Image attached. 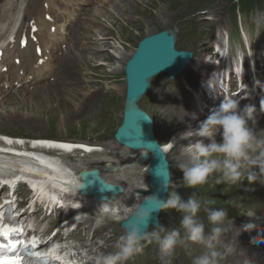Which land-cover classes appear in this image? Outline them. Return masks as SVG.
I'll return each mask as SVG.
<instances>
[{
    "label": "rangeland",
    "instance_id": "374dc122",
    "mask_svg": "<svg viewBox=\"0 0 264 264\" xmlns=\"http://www.w3.org/2000/svg\"><path fill=\"white\" fill-rule=\"evenodd\" d=\"M119 1L124 2V0H109L104 5L107 8H116V4ZM150 1V8L147 7V9H137L132 0L130 2L126 1V3H123V5L125 4L123 8L116 9L118 10L117 13L119 16L113 10L108 11L105 7L102 8L96 3L89 7V12L92 9H99L100 15H104L101 18L95 15V19L98 17L97 21L102 23V25L95 23L92 26L90 23L89 25L93 28L92 30H95L93 32L91 29L85 30L84 26H81V21L77 22L71 29L73 35L77 30L81 33L88 31L89 37H86L84 39L85 41H82L81 38H75L72 35L70 37L71 40L75 38L72 46L76 48L88 46L90 43H93L89 41L90 39L93 40V38L100 39L101 45L99 48L94 47V54L92 55L82 51L83 56L78 60L75 58L66 60L71 65L68 69H65L63 64H61L62 57L60 53L57 64L61 65L58 69L63 72L59 76L60 79L48 83L50 87L47 88L48 90L55 91H48V94H57L60 92L64 94L67 91L66 89L69 87L72 88L75 93L72 96L73 102L66 101L60 97L57 99L52 97L50 98V102L47 103L46 101H41L38 93H35L33 90L28 91L29 93L27 91L19 92L24 97L16 96L2 101L4 102L3 112L7 115H11L12 111H20L24 114L29 113L31 116L34 115L33 117L23 119L21 118L22 116H19L17 117L18 120L15 121L5 122L4 120V124L11 127V129L16 126V130L12 131V134H9V136H17L23 139L36 138L30 134L42 132V124L45 125L43 132L49 134L51 136L50 139H55L52 135L58 133L61 120L64 126L62 132L66 139L81 142L82 140H87L93 144L101 145L103 152H107L106 154L95 152L97 155H84V153L80 152L69 154L68 158L78 166L76 170L84 166L90 167L94 163L98 164L100 160L110 161L117 168H119L118 163H121L124 170L119 169L115 173L106 174L108 178L105 177L110 180L109 183L119 184L125 190H135L138 193L139 189L143 190L141 188L147 186L146 169L144 167H133L132 163L128 160L129 153L114 141V134L122 120L125 101L124 66L134 52L138 42L146 36L166 30L170 34H175L176 50L192 51L195 57L196 63L191 64L188 73L185 75L181 73L183 77L180 74L174 81H168L165 75L153 77L150 81L148 92L136 103L139 109L152 118L154 122L153 134L159 146L165 143L166 140L171 146L173 143L168 131L178 125L172 122V117L178 118L177 109L173 105L172 100L177 97L179 93L177 89H179L181 84L185 88L187 84L185 80H190V84L194 82V80L190 79V76L194 75V72H197V70L198 72L201 70L204 72L206 70L202 64V60L199 58L200 51L207 49L213 36L216 34L221 36L225 32L229 34L233 44L239 43L240 45L241 30L247 36L249 35L251 37L256 35L258 30L264 32L261 28L263 27L262 12L254 10L244 16H241L242 14L236 15V22L231 21L233 17L229 11V6L232 1L237 2L238 0ZM128 9H133L134 12L130 13ZM105 19L109 20L108 23L103 22ZM65 50L62 47V51L66 52ZM84 66L91 74L84 69ZM66 74H68V77H72V81H68L69 83L67 81L66 83L63 82L66 79ZM62 77L63 79H61ZM40 85L43 86L44 84ZM91 90L94 92L93 95L88 98L84 96L86 91L89 93ZM11 95H15V92L11 93ZM28 99L30 100L27 103ZM74 103H79L80 108L76 109ZM5 119L8 120L9 117ZM30 121H37L41 124H31ZM186 124L188 125V129H190L189 122ZM216 138L217 142H220L219 135ZM108 153L112 155L110 156ZM177 155L178 153L175 152L165 154L169 167L170 180L172 184L176 185L175 190L182 198H187L191 192H196L198 196L208 200L210 206L226 209L228 211V218L231 220H227L223 227L229 229V226L233 225L232 221L236 222L244 218V215L249 210L255 211L256 215H264V170L255 169V181H249L245 176L242 181L235 184L225 182L219 177V174H213L206 184L190 189L182 183L183 173L177 165L185 161H180ZM144 169L145 171H143ZM138 172H141V174L136 176L134 173ZM218 180L219 182H217ZM167 195L165 198H167ZM52 215L56 216L54 213ZM200 216L204 218L205 230L208 231L212 226L208 224L206 214L201 212ZM102 218L94 216L92 219L102 220ZM115 219L106 218L105 223H110L111 225L100 227L97 233L99 236L91 241L92 243L97 242L100 245L107 242L106 245H108V248H106V252L116 251V244L119 237L124 234L120 226L121 223H117ZM159 220V225L167 229H180V215L174 209L161 211ZM93 222L95 225L99 224L96 221ZM115 234L117 237L110 238V236H114ZM103 235H108V237L103 238ZM153 245V240L145 241L141 253L149 252ZM184 246H179L178 250L182 251ZM164 253L160 259L158 256L156 258L162 261L163 264H192L193 257L197 256V254L192 253H185L186 255L181 253L164 255ZM182 257L184 258L183 260ZM140 260L142 264H148L147 256H144ZM150 264H153V262L151 261ZM155 264L158 263L155 261Z\"/></svg>",
    "mask_w": 264,
    "mask_h": 264
},
{
    "label": "bare ground",
    "instance_id": "6f19581e",
    "mask_svg": "<svg viewBox=\"0 0 264 264\" xmlns=\"http://www.w3.org/2000/svg\"><path fill=\"white\" fill-rule=\"evenodd\" d=\"M7 1H11L12 3H14L16 0H7ZM126 1L130 2L131 0H124V2L119 1L116 4L117 5L116 8L105 7V5L109 2V0H101V1L97 0L94 3L101 6L102 8L105 7L106 10H108V11L113 10L115 12V14L118 15V13H117L118 10H116V9L123 8L125 6V4L123 5V3H126ZM132 1H133V4L136 5L137 9H139V8L147 9V7L150 8V5H151L150 0H148V1L147 0H132ZM46 8L48 10L47 15L49 16L50 15L49 10L52 8V5L49 3H46ZM42 9H44V8H42ZM88 9L89 8H87L85 14L81 18V26H84L85 30L86 29L92 30L93 28L89 25L90 23L92 26L95 23L102 25V23L97 21L98 17H97V19H95V15H98L99 18L104 17V15L103 16L100 15L101 13L99 12V9H92L91 12H89ZM10 10H12V9L10 8L9 11H7V12L10 15H12V13L14 11H10ZM128 11L130 13L134 12L133 9H128ZM28 13L31 15L29 20L34 21L36 27L39 30L44 28V31H45L47 28V31L43 32L42 37L49 34L47 36V38L50 40L53 48H55L57 50V43L59 41H61L63 44L66 45L65 46L66 52H63V51L61 52L62 61L65 60L63 63L61 61V64H63V67L65 69H68V67L71 66L67 62L71 58L72 59L75 58L78 60L79 58H81L83 56L82 51H85L86 53H89L92 55V54H94V47L99 48V46L101 45L100 39L93 38V40L92 39L89 40V41H92L93 43H90L88 46L86 45V46H82L80 48H78V47L76 48V47L72 46L74 39L75 38H81L82 41H85L84 39L86 37H89L88 31L81 33L79 30H77V32L74 35L72 32L71 35H73L75 38L73 40H71V39L64 37L63 31L60 27H58V29L55 28L54 31L51 32V28H54L55 26L53 24H50V23H48V26H46V24L44 23V21L41 18L42 11L40 8H35V9H33V11L31 13L30 12H28ZM139 16H141V15H139ZM0 20H3V19H0ZM121 20H123V19L121 18ZM108 21L109 20L105 19V21H103V22L108 23ZM11 22H12V20H10V22L8 24L9 26H10ZM121 22H123V21H121ZM1 23H2V21L0 22V25H1ZM122 24L124 25V23H122ZM104 26H106V24H104ZM7 31H8V28L5 30H2L1 26H0V42L3 38V34L6 33ZM92 31L94 32L95 30H92ZM61 34H63V35L61 36ZM82 41H80V42H82ZM46 45L47 44L44 43L43 47H42V55L41 56L43 57V59H45L42 66H40V67L34 66V60H36V59L31 54H29L25 49H22V50H18L17 55L15 56V57L19 58V64H20L19 71L17 70L16 65L10 64V60L8 61L9 63L6 66H4L6 68V71L5 72L0 71V128H1L0 133L11 135L12 131L16 130L15 129L16 126H14L11 129V127H8L6 124H4V120H5V122H8V121L18 120L17 117H19V116H22L21 117L22 119L34 116L33 114H32L33 116H31V114H29V113L24 114L20 111H12L11 115H7L5 112H3L4 102H2V101L6 100V99L9 100V99L14 98L16 96L24 97L22 94H19V92H21V91L26 92L25 90L18 89L15 91V95H11V93L6 94V89L11 88V87L13 88L14 84L18 85L20 88H22V87L26 86L27 80H29V78L30 79L33 78L35 80H37L39 78L44 79V78H47L48 76L51 77L54 73L58 72L57 70H60L58 68H60L61 65L57 64V61L59 60V58L57 57L58 58V59L56 58L57 61L54 60L52 62V60L49 58L50 56H49L48 50L46 48ZM0 48H2V47L0 46ZM27 48L29 49L28 51H30L32 49L29 46H27ZM4 50L9 51L8 49H4ZM56 54H57V51H56L55 55ZM85 55H87V54H85ZM86 57L88 58V56H86ZM94 61H96V60H94ZM194 63H196L195 59L192 61L191 64H194ZM191 64L187 67L186 71L183 73L184 75L189 72ZM7 66H10V67H7ZM84 69L87 70L91 74V72L88 69H86V67ZM64 71H66V70H64ZM14 72H16V73H14ZM197 73H198V70H197V72H194V75H196ZM60 74H61V72H60ZM194 75H192V76H194ZM192 76H190V77H192ZM181 77H183V75ZM66 81L70 82V81H72V78L67 77L66 79L63 80L64 83H66ZM176 81H178V80H176ZM5 86L7 88H5ZM48 87H50L49 84H44L43 86H41V85L37 86L36 88H34L32 90L35 91V93H38L39 99L41 101H46L47 103L50 102V98H52V97L53 98L55 97L56 99L58 97H60L66 101H72L73 102L72 96H74L75 93L72 90V88L69 87L68 89H66L67 91H65L64 94H62L60 91H59L60 93L56 92L57 94H54V93L48 94L47 93L48 91L55 92L54 90H48L47 89ZM179 90L180 91H179L177 97L173 98V100H172L173 105L176 106L177 114H178V118L172 117V122L177 123L178 125L174 128H171L170 131H168L171 135L170 137H171L172 143L174 145L172 144L170 146L169 142L166 140V142L163 143L161 146H162V149H163L165 154H167L168 152L169 153L175 152V153H178L177 158L180 161H186L188 158L186 145H188L191 141H190V138L185 137L183 134L188 132V131H195L196 129H198L199 124L202 121H204V117L201 114H198V115L193 114L194 116L192 118H194V122L189 124L190 129H188V125L186 123H187V120L190 118L189 116L192 115L190 112H188V104L190 106L191 101L187 100L186 93L182 88H180ZM93 94H94V92L92 90L89 93H88V91H86L84 93V96H87V98H88L89 96H91ZM29 100L30 99L27 100V103ZM32 101H34V100H32ZM21 102L24 103L23 100H21ZM35 104H37V103H35ZM74 106L76 109L80 108L79 103H74ZM7 117H9L8 120L5 119ZM30 122H31V124H41L40 122H37V121H30ZM35 126H38V125H35ZM44 127H45V125L41 124V131L42 132L33 133L30 135L38 138V140L47 139L48 141H50V142H41V144L43 146L49 145L52 147L51 148L52 153H48V154L52 155L56 151H58L59 156L61 158H57L56 156H50V155H48L49 157H46V158L45 157L44 158L36 157L35 160L33 159V161H38V163L37 162L33 163V161H30V160L26 159L25 157H22V156L27 155V153L22 152V149L20 150L19 148H17L18 146L14 142H11L10 140H6V141L0 140V149H2L4 151L3 154L8 155L9 152L11 150H14V149L17 150V153H19V155L22 154V156H19V157L9 156L10 154L8 156L3 155V154L0 155V158H1L0 159V167H6L7 168L6 171L4 172V174L2 175V177H4L7 181H12V180L18 179V181H20L19 183H21L22 186L25 187L26 181H24L23 179L22 180L19 179L18 176L19 175H24L25 177L28 176L27 178L31 179L29 184L32 186V189L34 191H37L39 193L41 199L44 200V202L46 204L45 207L47 209L52 204H54L53 201H55L56 204H59V205L60 204L66 205L67 202L65 199H68V198H72L74 200H77L78 202L83 204V207H86L89 205H95L96 209L94 212L97 214L96 217H98V218L103 217L102 220H100V219L96 220V219H92L94 216H91L92 221H96L97 223H99L95 226V229L98 226L104 227L105 225H111L110 223H105L106 218H111L112 220H114L116 217L115 221L119 224L122 223L123 221H125L127 218H129L130 214H132L133 209L136 208V206L144 198V195L141 192H145V191L147 192V190H148L147 186L141 188L143 190L137 189L139 191V193L135 192V190H130V189L125 190V188L122 187V193L121 194L110 197L107 202H103V203L92 199V197H86L84 195L80 196V194H78L77 188H78V185L80 184L81 179H80L79 175L81 172L90 171L91 169H97L100 172L101 177L108 183L110 180L107 179L108 175H106V174L107 173H115L119 169L122 170L123 168H122L121 163H118L119 168H117L110 161L100 160L98 164L94 163V164H91L92 166H90V167L84 166V167L80 168L79 170H76V168L78 169V166H77V164L73 163V161L71 159L68 158L69 154H72V153L75 154V152H80V153H84V155H86V154L95 155L96 154L95 152H98V153L102 152L105 154L107 152H103L102 146L96 145V143L93 144L92 142H89L87 140H82L83 143H71V142L66 141V137L64 136V134L62 132L64 129V126H63V121H61V120H60V124H59V128H58L59 129L58 133H56L55 135H52L55 137V139H50L51 136H49V134L43 132ZM255 127H256V131L264 130V120L256 121ZM56 139H58V141H56ZM191 139L193 141H195L196 139H199V138L193 137ZM209 142L210 141H208L207 139H204L205 144H207ZM38 143H40V142H37L36 144L30 145L29 150H32L34 148L38 151L42 150V147L40 145H38ZM21 144H22V146L27 147V145L24 142H22ZM30 152H32L33 154L35 153L34 151H30ZM128 152H129V156H128L129 159L128 160L130 161V163H132L133 167H144L146 169L147 164L149 163L150 159H149V156H147L144 153V151L141 150L139 152L138 151L137 152L128 151ZM109 155L111 156L112 154H109ZM140 156L141 157L144 156V157L141 158ZM143 158H147V161H145L144 163L141 162V160ZM91 163H93V162H91ZM40 164H43V165L40 166ZM145 169L143 171H145ZM125 172H127V170H125ZM141 172L134 173V174L136 176H139L141 174ZM135 175H134V177H135ZM143 183H146V182H143ZM139 187H141V186H139ZM1 188L5 189L3 187H1ZM5 199H8V197H6ZM4 204L5 203L0 205V211H1L2 207L4 206ZM51 208H52V211L56 210L55 207H51ZM39 211H42V210L39 209ZM102 212H103V214H102ZM105 212H108V213H105ZM50 216H51V213L50 214H47V213L43 214L42 220H45L47 217H50ZM81 221H83V220H81ZM81 221L78 224V228L80 227V225L82 226L84 224H88L90 222V219L85 220L83 222H81ZM249 222H252L253 224H255L256 227L252 228L249 231H242L240 229L241 226L243 224L249 223ZM232 224L233 225L229 226V229H226L224 227L225 230L223 231L222 235L219 237V240L216 242L217 249L224 254V258L220 261V264H264V253L261 255L257 253L258 248L262 245V242H259L257 239H259V237L261 239H264V215L257 214L255 217H253L251 219V221L249 220L248 217L245 216L244 218L239 219L236 222L235 221L232 222ZM257 227L261 228V232L257 231ZM78 228L74 229L68 235L69 236L72 235L73 237L76 236V239L78 241L91 242V239H89V236L83 234V236L81 237L79 235L80 232H78ZM210 229L207 233L210 232ZM77 235H79V236H77ZM106 237H108V235H103V238H106ZM114 237H117V235L115 234L114 236H110V238H114ZM105 244H107V242ZM82 247L85 248L86 244L83 243ZM100 248L101 247H99L96 243L91 242V246H89V248L86 249L87 252H85V253L91 254L90 251H92V252L93 251H95V252L100 251ZM154 249H155V251L153 252V254L151 256L152 262L155 264V261H156L158 264H163V262L160 261L159 259L163 256L164 252H161L159 244L156 241H154L153 250ZM261 249L264 251L263 246L261 247ZM206 251H207V249L203 245L194 244V243L189 242L184 246V249L182 251L178 250V246H177L174 250H172L170 252H165L164 255H175L177 253H181V254L192 253V254L201 255V254H204ZM157 256L159 259H156ZM183 259L184 258L182 257V260ZM91 262H92L91 260H87V261H82L81 264H94ZM139 264H142V261H140Z\"/></svg>",
    "mask_w": 264,
    "mask_h": 264
},
{
    "label": "clouds",
    "instance_id": "9594fccd",
    "mask_svg": "<svg viewBox=\"0 0 264 264\" xmlns=\"http://www.w3.org/2000/svg\"><path fill=\"white\" fill-rule=\"evenodd\" d=\"M255 126V108L251 104L241 108L239 100L224 95L219 107L199 124L198 129L183 134L191 142L186 145L187 160L177 165L183 173L182 183L187 188H196L206 184L213 174H219L221 179L230 184L242 181L245 176L249 181H255V169L264 170V130L256 131ZM217 135L220 142H217ZM193 137L199 139L193 141ZM204 139L210 142L205 144ZM175 189L170 174L162 175L159 190L145 198V202L154 211L176 210L180 215L179 230H170L159 224L149 229L151 211L140 203L133 209L124 234L119 237L117 250L95 255L94 264H128L143 250L144 242L149 240L158 242L161 252H170L189 242L201 244L207 251L193 257L192 264H220L224 254L217 249L216 242L225 230V222L231 220L228 211L210 206V202L196 192L182 198ZM161 192H167V198H161ZM201 212L206 214V220L212 226L207 234ZM244 216L251 221L256 212L249 210ZM254 227L256 225L249 222L240 229L249 231ZM257 240L264 243L260 237Z\"/></svg>",
    "mask_w": 264,
    "mask_h": 264
},
{
    "label": "water",
    "instance_id": "95a60500",
    "mask_svg": "<svg viewBox=\"0 0 264 264\" xmlns=\"http://www.w3.org/2000/svg\"><path fill=\"white\" fill-rule=\"evenodd\" d=\"M191 60L190 52L174 49V36L163 30L142 38L124 66L125 101L122 120L114 134V140L123 147L132 151L142 150L149 156L146 168L148 190L141 192L144 198L140 202L143 203L142 207L151 211L148 227L154 228L159 224V211L151 210V205L145 202V198L159 190L162 175L169 174V167L164 151L153 134V123L136 103L145 94L152 77L166 74L169 79H174L186 69ZM80 179L79 193L92 196L98 201H107L110 195L122 192L120 186L105 183L97 169L81 172ZM166 193L161 192V198ZM128 219L121 223L124 230Z\"/></svg>",
    "mask_w": 264,
    "mask_h": 264
},
{
    "label": "trees",
    "instance_id": "16d2710c",
    "mask_svg": "<svg viewBox=\"0 0 264 264\" xmlns=\"http://www.w3.org/2000/svg\"><path fill=\"white\" fill-rule=\"evenodd\" d=\"M230 10L235 13V9L239 8L242 12H249L254 9H258L259 12L264 14V0H238L237 3L231 2Z\"/></svg>",
    "mask_w": 264,
    "mask_h": 264
},
{
    "label": "snow or ice",
    "instance_id": "6c2138e0",
    "mask_svg": "<svg viewBox=\"0 0 264 264\" xmlns=\"http://www.w3.org/2000/svg\"><path fill=\"white\" fill-rule=\"evenodd\" d=\"M12 232V229L0 228V237L7 240ZM0 247H3V245H0ZM32 247L34 248L35 245ZM0 264H23V260L20 256H0Z\"/></svg>",
    "mask_w": 264,
    "mask_h": 264
}]
</instances>
